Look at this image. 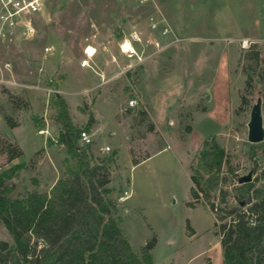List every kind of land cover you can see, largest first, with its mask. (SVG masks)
<instances>
[{
    "label": "rangeland",
    "instance_id": "1",
    "mask_svg": "<svg viewBox=\"0 0 264 264\" xmlns=\"http://www.w3.org/2000/svg\"><path fill=\"white\" fill-rule=\"evenodd\" d=\"M35 26L30 39L0 38V80L13 81H0V173H13L6 179L10 196L49 191L74 163L52 139L61 124L51 87L76 125L96 129L87 146L95 162L108 166L110 196L121 199L118 215L136 251L156 237L153 264H224L215 214L202 200L189 204L190 165L214 137L234 170L224 166L229 179L219 187L231 191L250 171L255 182L264 175V141H248L259 96L264 115V0H48ZM133 32L141 40L130 54L121 44ZM48 44L55 46L51 54ZM87 47L96 54L82 67ZM132 97L138 104L125 110ZM41 128L50 134H39ZM8 143L22 155L10 161ZM105 144L111 151L100 150ZM257 185L264 186V176ZM229 202L237 203L232 195ZM0 240L13 243L2 222Z\"/></svg>",
    "mask_w": 264,
    "mask_h": 264
},
{
    "label": "trees",
    "instance_id": "2",
    "mask_svg": "<svg viewBox=\"0 0 264 264\" xmlns=\"http://www.w3.org/2000/svg\"><path fill=\"white\" fill-rule=\"evenodd\" d=\"M254 54L259 61V52ZM261 78L264 83V75ZM50 99L61 124L58 141L74 163L49 191L34 189L22 198L10 196L13 187L6 179L13 175L11 169L0 173V222L13 240H0V264H153L156 237L141 248L142 254L136 251L118 215L121 199L110 196L108 166L95 162L89 146L80 143L83 129L74 123L65 98L54 92ZM93 121L90 116L87 128ZM202 146L190 165L189 204L202 200L215 214L224 264H264V186L257 185L264 175L256 182L235 184L231 191L219 187L229 179L222 175L224 166L234 171L228 153L214 137L206 138ZM3 149L10 161L23 153L11 143ZM150 156L135 159L134 165ZM230 195L235 205L230 204Z\"/></svg>",
    "mask_w": 264,
    "mask_h": 264
},
{
    "label": "built area",
    "instance_id": "3",
    "mask_svg": "<svg viewBox=\"0 0 264 264\" xmlns=\"http://www.w3.org/2000/svg\"><path fill=\"white\" fill-rule=\"evenodd\" d=\"M48 0H0V38L4 37H14L17 35L22 36L25 39H30L37 33V29L35 26V16L41 13L47 4ZM152 28L157 27V22L155 21L154 17H150L149 21ZM164 33H168V28L164 30ZM136 40H141V36L138 32H133L131 39H127L129 41L131 48L127 50H123L124 52H128L130 54L137 53L134 42ZM148 42H153L156 46L160 47L159 41H153L150 39H146ZM124 42V43H125ZM121 44V48H122ZM89 47V46H88ZM88 47L86 48V55L81 62L82 67H90L91 62L90 59L96 54L95 52L91 54L87 51ZM45 54H51L55 50V46L53 44H48L44 48ZM141 59V58H140ZM10 64L5 63V68H9ZM3 83H12L13 81L9 79L2 78L0 80ZM48 92L54 93L57 92V89L54 88H47ZM138 104V99L136 97H132L128 100L126 106L124 107L125 110H130ZM39 134L47 136L50 134L48 128H41L38 130ZM56 143L59 142L57 137L52 138ZM93 142V134L83 129L80 133V143L83 145H90ZM100 150L103 152L111 151V146L108 144L102 145ZM130 194L129 191H125V196L128 197ZM122 197V198H124Z\"/></svg>",
    "mask_w": 264,
    "mask_h": 264
},
{
    "label": "water",
    "instance_id": "4",
    "mask_svg": "<svg viewBox=\"0 0 264 264\" xmlns=\"http://www.w3.org/2000/svg\"><path fill=\"white\" fill-rule=\"evenodd\" d=\"M263 98L259 96L256 103L252 106L250 119L248 121V141L251 143H259L264 141V115L262 111ZM252 171L242 175L238 179V183H246L252 181ZM243 204V202L241 203Z\"/></svg>",
    "mask_w": 264,
    "mask_h": 264
},
{
    "label": "crops",
    "instance_id": "5",
    "mask_svg": "<svg viewBox=\"0 0 264 264\" xmlns=\"http://www.w3.org/2000/svg\"><path fill=\"white\" fill-rule=\"evenodd\" d=\"M90 132L94 135L95 132H96V129L94 130V128L91 127V128H90ZM56 180H57V179H56ZM56 180H55V181H56ZM55 181H54V183H55ZM54 183H52V186H53ZM50 187H51V186H50Z\"/></svg>",
    "mask_w": 264,
    "mask_h": 264
},
{
    "label": "bare ground",
    "instance_id": "6",
    "mask_svg": "<svg viewBox=\"0 0 264 264\" xmlns=\"http://www.w3.org/2000/svg\"><path fill=\"white\" fill-rule=\"evenodd\" d=\"M247 42V41H246ZM125 43H123V45H124ZM123 45H122V49L125 51V50H127V49H130L131 48V45H130V43H129V47H127V48H123Z\"/></svg>",
    "mask_w": 264,
    "mask_h": 264
}]
</instances>
